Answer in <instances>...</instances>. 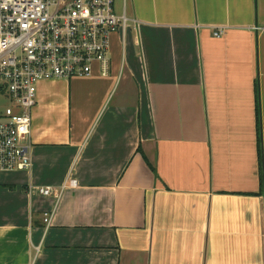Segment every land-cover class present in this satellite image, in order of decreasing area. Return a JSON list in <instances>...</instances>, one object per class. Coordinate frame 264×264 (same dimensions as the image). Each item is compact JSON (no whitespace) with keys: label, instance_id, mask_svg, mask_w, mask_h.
I'll return each instance as SVG.
<instances>
[{"label":"crops","instance_id":"0c3cea01","mask_svg":"<svg viewBox=\"0 0 264 264\" xmlns=\"http://www.w3.org/2000/svg\"><path fill=\"white\" fill-rule=\"evenodd\" d=\"M124 2L109 76L37 86L0 264H264V0Z\"/></svg>","mask_w":264,"mask_h":264},{"label":"built area","instance_id":"2783aa9c","mask_svg":"<svg viewBox=\"0 0 264 264\" xmlns=\"http://www.w3.org/2000/svg\"><path fill=\"white\" fill-rule=\"evenodd\" d=\"M121 8L116 11L115 0H0V171L31 169V115L41 82L87 79L94 66L101 77L109 76L110 36L124 35L136 23L125 2ZM76 187L69 175L58 188L38 189L55 203L43 214V231L63 193Z\"/></svg>","mask_w":264,"mask_h":264},{"label":"rangeland","instance_id":"374dc122","mask_svg":"<svg viewBox=\"0 0 264 264\" xmlns=\"http://www.w3.org/2000/svg\"><path fill=\"white\" fill-rule=\"evenodd\" d=\"M124 1H125V0H115V8H116V11L119 12V11L122 10L121 7L123 6ZM119 13H120V12H119ZM127 17H128V16H127ZM115 35H117V33H114V34H112V35L110 36V40H109V41H110V46H111V42H112V41H111V38H112L113 36H115ZM109 51H110V50H109ZM5 103H6V102H3L2 104H3V105H6Z\"/></svg>","mask_w":264,"mask_h":264}]
</instances>
